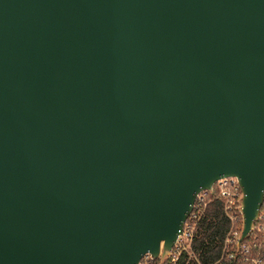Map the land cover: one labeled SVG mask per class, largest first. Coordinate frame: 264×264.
<instances>
[{"label": "water", "instance_id": "95a60500", "mask_svg": "<svg viewBox=\"0 0 264 264\" xmlns=\"http://www.w3.org/2000/svg\"><path fill=\"white\" fill-rule=\"evenodd\" d=\"M264 194V0H0V264L164 262L195 194Z\"/></svg>", "mask_w": 264, "mask_h": 264}, {"label": "built area", "instance_id": "2783aa9c", "mask_svg": "<svg viewBox=\"0 0 264 264\" xmlns=\"http://www.w3.org/2000/svg\"><path fill=\"white\" fill-rule=\"evenodd\" d=\"M210 186V188L199 190L195 194L193 207L184 221L181 233L176 236L165 261L160 262V243L159 251L155 257L144 253L136 264H176L181 256H184L185 264L188 262L200 264L197 259L198 254L192 249V243L200 222L206 216L209 204L213 202L220 205L221 214L227 222L221 243L220 259L216 264L233 259L238 264H264V194L258 216L249 235L237 247V239L242 225L239 212L241 188L234 177H222Z\"/></svg>", "mask_w": 264, "mask_h": 264}, {"label": "trees", "instance_id": "16d2710c", "mask_svg": "<svg viewBox=\"0 0 264 264\" xmlns=\"http://www.w3.org/2000/svg\"><path fill=\"white\" fill-rule=\"evenodd\" d=\"M205 218L198 226L196 237L192 243V249L198 254L200 264H216L220 259L222 238L227 222L220 211V205L216 202L209 204ZM184 256L176 264H185ZM195 264V262H188ZM221 264H238L236 260L224 261Z\"/></svg>", "mask_w": 264, "mask_h": 264}]
</instances>
